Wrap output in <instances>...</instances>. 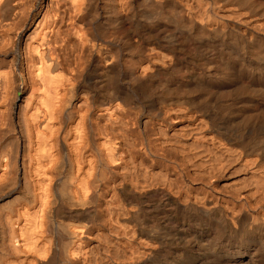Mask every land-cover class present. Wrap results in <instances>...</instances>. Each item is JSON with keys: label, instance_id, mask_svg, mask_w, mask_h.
I'll use <instances>...</instances> for the list:
<instances>
[{"label": "bare ground", "instance_id": "1", "mask_svg": "<svg viewBox=\"0 0 264 264\" xmlns=\"http://www.w3.org/2000/svg\"><path fill=\"white\" fill-rule=\"evenodd\" d=\"M135 146L209 189L177 192ZM128 162L131 177H97ZM11 195L0 264H264V0H0Z\"/></svg>", "mask_w": 264, "mask_h": 264}, {"label": "rangeland", "instance_id": "2", "mask_svg": "<svg viewBox=\"0 0 264 264\" xmlns=\"http://www.w3.org/2000/svg\"><path fill=\"white\" fill-rule=\"evenodd\" d=\"M9 110V111H8ZM7 114H8V116H9V114H10V116L12 117L13 116V112H14V110L13 109H11V107H9L8 109H7ZM12 112V113H11ZM130 114L132 113V115H130V119L129 120H131V121H129V122H132V121H135L134 119H135V117H134V114H133V112L132 111H128ZM129 115H128V118H129ZM9 116V117H10ZM137 124V123H136ZM136 124H134V126H129V127H132V129L134 128L136 131L135 132H137V130H139L140 131V127L138 126V125H136ZM138 126V127H137ZM137 128V129H136ZM142 129V128H141ZM136 148V146L134 147V150L132 151V155L133 156H137V158H139V157H141V155H138V154H140L141 152H139L138 151V149H135ZM139 152V153H138ZM136 154V155H135ZM142 154V153H141ZM124 155V154H123ZM167 155V156H166ZM144 155L142 154V157H143ZM146 156V155H145ZM143 157L144 158V161L147 163V164H149L150 162L152 163V161H148V159H149V156L146 158V157ZM164 156L166 157V158H168V159H166V158H162V159H164V160H162L161 158H158L157 159V157H155L156 159V161H154L152 164H149L148 165V169L150 170V171H152L153 173H158L157 175H161V174H163V175H161V177L163 176L164 178L166 177L167 179L168 178H173V180L172 181H174L175 182V180H176V183L175 184H177V189L176 190H178L177 192H183V193H185V191H190V190H192L191 192H196V190L198 189V188H200V190H198L199 192H201V190H204L205 188H207V189H209L208 187H206L205 185H204V183L202 182V180H197V179H194V177H192V176H190V178H189V176H188V174L187 173H185V170H187V169H185V168H187V167H185L186 165L185 164H182V163H184L183 161L182 162H180L179 161V159H178V157H173V156H171V157H169L170 155L169 154H164ZM145 158H146V160H145ZM176 158L178 159V160H176ZM169 159H171V160H175V161H170ZM160 160H162L161 162H160ZM159 161V162H158ZM177 161V164L175 163ZM178 161H179V163L184 167H182V169L180 168L181 167V165L180 164H178ZM149 162V163H148ZM157 162V164H158V166H157V164H155ZM165 164H164V163ZM170 162V163H169ZM173 162V163H172ZM129 164H126V163H124V166H126L127 168L125 169L124 168V170L125 171H123V169H121V168H123L122 166L121 167H119V166H114L113 167V165H101L100 167L101 168H99V169H97V173H99V174H97V177H99V179L100 180H108V181H112V180H115V181H119V180H121L122 179V176H124V175H127L128 177H131V176H133V172H134V170L136 169L130 162H128ZM160 163H161V165H160ZM168 163V164H167ZM132 166H131V165ZM163 164V165H162ZM169 164H171V165H169ZM130 165V166H129ZM153 167H152V166ZM167 165V166H166ZM177 165H178V167L180 168H177ZM185 165V166H184ZM150 166V167H149ZM156 166V167H155ZM173 168V169H171V167ZM174 166V167H173ZM108 167V168H107ZM109 167H111V168H109ZM113 167V168H112ZM164 167V168H163ZM116 168H118V169H116ZM132 168V169H131ZM135 168V169H134ZM158 168V169H157ZM174 168H176V169H178V170H174ZM128 169V170H127ZM129 169H131V170H129ZM134 169V170H133ZM185 169V170H184ZM110 170V171H109ZM154 170H155V172H154ZM158 170V171H157ZM162 170V172L160 173L159 171H161ZM165 170V171H164ZM175 172H174V171ZM183 172H182V171ZM115 171V172H114ZM118 171V172H117ZM123 171V172H122ZM131 171L132 172V175H131V172L129 173V172ZM172 171V172H171ZM125 172V173H124ZM167 172V173H166ZM178 172V173H177ZM187 172V171H186ZM101 173V174H100ZM106 173V174H105ZM120 173H122V175L120 174ZM123 173H124V175H123ZM182 173H185V174H183L182 175ZM119 174V175H118ZM165 174H167L166 176H165ZM187 174V175H186ZM183 177H181V176ZM121 176V177H120ZM176 176V177H175ZM184 176H186V177H184ZM188 176V177H187ZM101 177V178H100ZM107 179H106V178ZM120 177V178H119ZM178 177V178H177ZM113 178V179H112ZM117 178V179H116ZM191 178H193V180H191ZM119 179V180H118ZM189 179L192 181L191 183H190V181H189ZM179 180V181H178ZM195 180V182H193ZM197 180V181H196ZM108 181H106V182H108ZM198 182V183H197ZM186 183V184H185ZM183 185L182 187L180 186V185ZM192 184V185H191ZM193 184H194V186H193ZM202 184V185H201ZM188 185V188H186L185 186H187ZM190 185V186H189ZM195 185H198L197 187H195ZM219 185V184H218ZM181 187V189L179 190V188ZM191 186H193L196 190H194V188L193 187H191ZM200 186V187H199ZM204 186V187H203ZM220 186V185H219ZM179 187V188H178ZM183 187H185V188H183ZM203 187V188H202ZM186 189V190H185ZM188 189V190H187ZM185 190V191H184ZM101 191V190H100ZM99 191V192H100ZM107 191V190H106ZM106 191H104L103 190V192L101 191L100 192V194L101 193H103V195H101V196H104V197H102V198H98V201H96V203L100 206V204H101V207H105V208H107V210L109 211V210H111L110 209V207H111V205L112 204H114L115 203V200L113 199V200H111V194H108V193H110V191H108V192H106ZM197 191V192H198ZM106 192V193H105ZM111 192H112V190H111ZM203 192V191H202ZM105 193V194H104ZM107 194V195H106ZM108 196H110V197H108ZM226 197V198H224L225 200L226 199H230L227 195H224V194H222V197ZM107 197V198H106ZM228 197V198H227ZM14 198H16V196L14 195ZM13 198V195H11V196H8V197H5V198H3V199H1V201H0V204H2L1 205V207H0V209L1 208H4V207H2V206H6V209L10 206H12L14 203H15V200L16 199H14ZM109 198H110V202H109ZM114 198V197H113ZM158 199L159 201L160 200H162V199H160L159 197H157V198H153V197H150L148 200H146L147 202H145L146 204H148V203H151L152 201L153 202H155L156 200ZM157 200V201H158ZM10 201V202H9ZM12 201H14V203H12ZM150 201V202H149ZM5 203V204H4ZM7 203H11L10 205L8 204V207H7ZM108 203H110V204H108ZM224 203V202H223ZM97 204H95V210L97 211V210H100V211H97V213L99 214V212H100V214H101V216H103V217H105V216H107V214L109 213V212H105L104 210H105V208H101V207H99ZM110 207H109V206ZM100 208V209H98V207ZM114 205H112V207H113ZM9 207V208H10ZM163 207V209L165 208H167V206H165V205H163L162 206ZM8 208V209H9ZM106 210V211H107ZM101 212H103V214L101 213ZM100 214H99V216H100ZM100 216V217H101ZM102 217V218H103ZM215 228V227H214ZM183 229H184V231H187L190 235H194V234H198V235H206V236H209V237H216L217 236V233H215L216 232V229L214 230L212 227H210V229L209 230H207V229H203L202 231H200L199 229H196L195 227H194V225H192V223H188L187 225H185V226H183ZM221 229H222V227H221ZM194 230V231H193ZM207 230V231H206ZM214 231V232H213ZM192 234H191V233ZM215 234V235H214ZM224 234L223 235H221L220 237L221 238H219L218 240H220V239H223L224 238ZM257 236V237H256ZM254 238L256 239V240H258L259 239V235L257 234V235H255L254 236ZM221 242V241H220ZM190 243V244H189ZM184 244V243H183ZM182 243H178V241L176 242V245H178L177 247H180V250H182L183 248H182V245H183ZM220 245V247L222 248V249H225V250H230L231 251V249L234 247V246H232V248H231V246H229V245H224L223 244V242L222 243H220L219 244ZM188 247L189 249H190V252L192 253L191 254V256L193 255V256H195L196 255V251H198V247H197V244H194L193 243V238H191V237H189V238H187V242L185 243V247ZM170 251V250H169ZM172 252H174V251H170V254H167V255H171V256H173L174 254H172Z\"/></svg>", "mask_w": 264, "mask_h": 264}]
</instances>
